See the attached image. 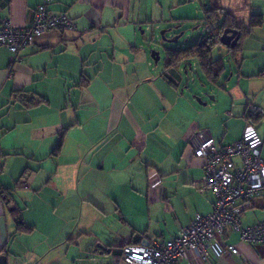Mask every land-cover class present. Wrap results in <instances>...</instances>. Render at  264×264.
Instances as JSON below:
<instances>
[{
    "label": "crops",
    "instance_id": "obj_1",
    "mask_svg": "<svg viewBox=\"0 0 264 264\" xmlns=\"http://www.w3.org/2000/svg\"><path fill=\"white\" fill-rule=\"evenodd\" d=\"M194 1L49 0L47 11L65 13L75 30L38 37L16 62L0 47V191L11 197L0 199V255L7 264H123L116 257L124 243L165 242L211 213L214 195L200 191L203 161L191 141L205 131L218 147L233 144L242 138L247 106L264 110V0H198L202 24L211 6L230 11L244 28L250 15H261L236 56L217 45L233 64L226 82L235 80L225 108H218L221 95L209 108L222 118L219 131L203 118L197 96L184 92L192 66L155 67L159 61L143 44L172 21H189L172 13ZM43 3L0 0V24L28 26ZM256 133L264 143V115ZM12 210L30 231L17 232ZM262 221L264 199H256L241 223ZM223 241L239 255L203 262L191 253L180 264H264V245L242 243L234 232Z\"/></svg>",
    "mask_w": 264,
    "mask_h": 264
},
{
    "label": "built area",
    "instance_id": "obj_2",
    "mask_svg": "<svg viewBox=\"0 0 264 264\" xmlns=\"http://www.w3.org/2000/svg\"><path fill=\"white\" fill-rule=\"evenodd\" d=\"M44 0L34 12L32 23L16 28L9 20L0 24V47L17 55L35 43V39L49 32L73 31V21L65 13L50 14ZM202 34L213 38L218 44L219 25L204 22ZM248 114L264 115V110L248 107ZM262 141L256 133V126L250 121L245 124L242 138L230 145L216 146L205 131L193 133L191 146L195 159L203 161L204 175L200 191L214 195L212 211L207 216L196 215L192 224L165 242L124 243L116 259L123 264H180L195 253L203 261L209 257L238 256L235 245L226 244L223 238L237 233L240 242L250 245H264V221L252 227H244L242 214L252 201L264 199V161L260 157ZM240 161L239 165L234 160Z\"/></svg>",
    "mask_w": 264,
    "mask_h": 264
},
{
    "label": "rangeland",
    "instance_id": "obj_3",
    "mask_svg": "<svg viewBox=\"0 0 264 264\" xmlns=\"http://www.w3.org/2000/svg\"><path fill=\"white\" fill-rule=\"evenodd\" d=\"M188 6L183 10L181 8H177L173 11L172 16L174 20L183 18V19H189V21L184 22V24L180 25L178 29L176 22L172 21V23L169 24L168 29H160L159 31H155L154 37L150 38L152 41H147L144 44L146 49L148 50V53L151 55L152 52L158 53L159 54V62L157 66L160 69H162L166 55H165V48H171L175 46H189L193 44L200 36L202 32V18H203V13L201 11L203 7L202 1L195 0L191 5L189 3L187 4ZM237 18L243 22V25L246 26V23L244 24V11L239 10L237 11L236 14ZM165 27V26H164ZM169 27H172L169 29ZM163 28V27H160ZM171 30L170 32H166L165 38L171 39L173 35L176 33H181L182 36L178 39V41L174 44H168L162 41V38L160 36L161 32ZM147 35V34H146ZM175 37V36H174ZM226 52L222 47H216L213 52H212V57L214 59L221 58L223 60V63L225 65V71L223 76L221 77L219 83H217V86L212 85L208 83L204 78L201 76L200 71L198 69L197 64L192 65V69L190 72H188V75L185 78V85L186 88L184 89L185 93H188V95L193 98L195 97L196 100V105L199 107L204 115V119L212 124L215 125L218 128V131L220 127H222L221 122L222 118L217 116L215 114V110L210 111L209 108L211 104L216 100L217 96L221 95V99L219 101V110L225 108V103L230 102V95L231 93V85L235 81L234 79L230 82L227 81L226 79L229 78L230 71L233 70V64L232 62H228L227 57H226ZM234 78V77H233ZM229 85V87H227ZM192 93V95H190ZM213 98V100H212ZM226 99V100H225ZM199 100V101H198ZM201 104H206L205 107H202ZM217 108V107H216ZM217 110V109H216ZM68 174L65 173V176L68 175V179H65V181H70L72 180V174L73 170H67ZM30 201V198H29ZM35 203H38V200L32 199L31 202L29 203L30 207H34ZM30 209L32 212V216L34 217V209Z\"/></svg>",
    "mask_w": 264,
    "mask_h": 264
},
{
    "label": "trees",
    "instance_id": "obj_4",
    "mask_svg": "<svg viewBox=\"0 0 264 264\" xmlns=\"http://www.w3.org/2000/svg\"><path fill=\"white\" fill-rule=\"evenodd\" d=\"M203 21L205 23L211 21L218 23V44H214L212 37L201 34L197 41L187 47L182 48L175 46L166 48L165 68L170 69L184 66L185 69H187L190 68L192 66L191 63L195 61L204 80L216 86L225 71V65L221 58L216 60L213 59L212 52L215 47H217V45H220V40L223 32L227 29H235L238 31V34L240 36V39L234 48H226L227 54L233 58L240 50L242 39L245 36L249 35L251 29L261 24V15H250L248 27L244 28L237 22L236 18L230 11L211 6L204 10ZM17 94L20 96V93ZM27 103L28 105L25 104V106H32V103H30V101ZM247 108L244 114V119L246 123L250 121L253 125L256 126L261 117H255L251 113L248 114ZM60 144L61 141L59 140L57 146L55 147V152L57 149H59ZM0 199L5 204L10 203L11 197L9 191H0ZM11 215L16 224L18 233H24L31 230L30 228L25 227L21 215L17 210H12ZM133 243H142V240L138 241L137 239H135L133 240Z\"/></svg>",
    "mask_w": 264,
    "mask_h": 264
},
{
    "label": "water",
    "instance_id": "obj_5",
    "mask_svg": "<svg viewBox=\"0 0 264 264\" xmlns=\"http://www.w3.org/2000/svg\"><path fill=\"white\" fill-rule=\"evenodd\" d=\"M180 28L179 26L176 28ZM171 30L163 31L161 32L160 36L162 38V41L168 44H174L178 41V39L182 36L181 33H176L171 37V39L165 38L166 32H170ZM175 36V37H174ZM239 34L238 31L235 29H227L223 32V35L220 40V45L225 48H234L238 41H239ZM166 49V48H165ZM151 59L156 64L159 61V54L152 52L151 53ZM0 264H7V258L4 255H0Z\"/></svg>",
    "mask_w": 264,
    "mask_h": 264
}]
</instances>
